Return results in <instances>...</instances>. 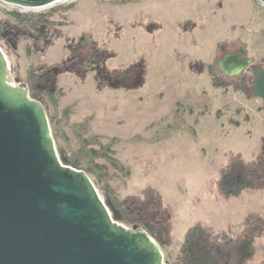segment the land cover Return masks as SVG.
I'll return each mask as SVG.
<instances>
[{"label": "rangeland", "instance_id": "obj_1", "mask_svg": "<svg viewBox=\"0 0 264 264\" xmlns=\"http://www.w3.org/2000/svg\"><path fill=\"white\" fill-rule=\"evenodd\" d=\"M61 6L68 8L67 24L51 30L41 55L27 56L26 41L6 46L0 39L8 82L26 84L31 70L62 57L65 36L74 38L81 32L115 53L110 66L139 61L141 82L125 90L97 89L90 76L82 80L61 75L56 88L63 92L56 104H43L60 160L90 148L106 153L94 157V162L103 163L107 173L86 160L80 168L93 170L90 179L97 181L93 182L102 200L99 187L105 186L109 196L118 199L147 186L159 191L172 211L171 252L194 223H205L214 231H238L248 213L264 216V187L222 198L210 185L228 153H240L245 161L259 155L264 161L261 99L214 86L211 80L221 75L214 64L221 45L228 49L242 45L247 56L264 68V4L69 0L24 10L0 1V24L16 31L12 12H48ZM243 73L250 85L251 71ZM256 248L250 263L264 264V233Z\"/></svg>", "mask_w": 264, "mask_h": 264}, {"label": "water", "instance_id": "obj_2", "mask_svg": "<svg viewBox=\"0 0 264 264\" xmlns=\"http://www.w3.org/2000/svg\"><path fill=\"white\" fill-rule=\"evenodd\" d=\"M39 8L69 0H1ZM264 4V0H259ZM244 47L215 61L228 77L249 69L264 107V68ZM0 48V264H166L144 230L114 220L84 170L60 160L46 110L8 82Z\"/></svg>", "mask_w": 264, "mask_h": 264}, {"label": "trees", "instance_id": "obj_3", "mask_svg": "<svg viewBox=\"0 0 264 264\" xmlns=\"http://www.w3.org/2000/svg\"><path fill=\"white\" fill-rule=\"evenodd\" d=\"M67 7L53 8L45 13H30L28 15L12 12L18 19L20 35L27 41L26 50L36 52L33 47L34 39L29 33L32 29L38 30L41 23H55L57 12L62 13ZM245 49V47H244ZM215 64V63H214ZM221 73V72H220ZM222 75V73H221ZM211 76L212 84L223 89H231L250 95L249 79L246 74L228 78L225 75ZM36 79L32 81L35 85ZM37 91V90H36ZM36 91L30 92L33 98L43 104L44 99L56 104L59 93H45L41 95ZM46 101V102H47ZM96 141V139L94 140ZM107 150H109L107 148ZM106 157L107 154L95 148L79 152L75 158L62 159L63 163L76 169L81 168V162L86 160L102 173H107L106 166L94 162V157ZM85 172L89 178H94L93 170L86 167ZM97 184V181L93 179ZM216 196L222 198L236 197L247 189L258 190L264 187V161L261 156L251 160H244L240 153H228L224 165L220 168L218 176L210 183ZM103 191V202L107 205L114 220L128 226L133 230L142 229L150 234L162 249L166 264H251L256 253V243L264 233V216L251 212L244 218L238 231H214L207 224L194 223L186 229L183 241L171 252L172 246V211L163 200L162 195L150 186L142 189L140 193L127 195L124 198H111L107 188L99 187Z\"/></svg>", "mask_w": 264, "mask_h": 264}, {"label": "flooded vegetation", "instance_id": "obj_4", "mask_svg": "<svg viewBox=\"0 0 264 264\" xmlns=\"http://www.w3.org/2000/svg\"><path fill=\"white\" fill-rule=\"evenodd\" d=\"M67 12L68 9L63 11L62 13L57 12L55 15L58 17V19L51 20H54L55 23H41L38 30H31V33H29V35L31 39H34L33 47L36 52L31 51L30 55L32 53L41 55V53L44 51V45L48 40L47 36L50 34L51 30L62 28L67 24ZM30 13L31 12H25L21 14L28 15ZM14 19L16 21V31L10 29L11 27L9 28V25L6 26L0 24V39L6 41V46H8V42L9 45L13 46L19 40L26 41L22 39V36L20 35L21 28H19L18 19H16L15 17ZM65 37V41L61 47V49L64 50L62 57H60L51 65L42 66V68L38 70L30 71L27 83L22 86L27 90L28 95L30 94V92H32V90H37L38 92H36L41 95H44L45 93L54 94L63 92L60 87L56 88V84L60 76L64 74H68L73 76L74 78L77 77L82 80L86 79L87 76H90L91 80L95 82V86L97 89L113 87L115 90H125L132 88L133 85L141 82V80L138 79L141 73L139 61L131 62V64L127 65L126 67L118 65L110 66L108 61L115 56V53L107 50L106 47L97 44V42L94 41L89 34H84V32H81L74 38H70L68 36ZM26 46L27 44L24 48L25 53L27 56H30L28 50H26ZM219 50L221 53V56L219 58H221L227 53L230 54L231 52L238 51L239 47L235 49H228L226 45H221L219 47ZM243 57L249 58L245 51L243 52ZM216 60H214V63ZM34 78L36 79L35 85H33L32 83ZM44 100L45 102H43V104L46 103L47 99ZM39 103L43 105L41 102Z\"/></svg>", "mask_w": 264, "mask_h": 264}, {"label": "built area", "instance_id": "obj_5", "mask_svg": "<svg viewBox=\"0 0 264 264\" xmlns=\"http://www.w3.org/2000/svg\"><path fill=\"white\" fill-rule=\"evenodd\" d=\"M1 1V0H0ZM20 7V6H19ZM22 9H24V10H27L28 8H24V7H21ZM31 9H35V8H31Z\"/></svg>", "mask_w": 264, "mask_h": 264}, {"label": "bare ground", "instance_id": "obj_6", "mask_svg": "<svg viewBox=\"0 0 264 264\" xmlns=\"http://www.w3.org/2000/svg\"><path fill=\"white\" fill-rule=\"evenodd\" d=\"M49 6V5H48ZM44 7V6H43ZM36 9H38V8H36Z\"/></svg>", "mask_w": 264, "mask_h": 264}]
</instances>
